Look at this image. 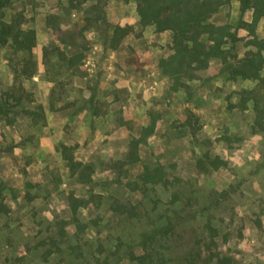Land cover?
I'll return each instance as SVG.
<instances>
[{"label": "rangeland", "instance_id": "1", "mask_svg": "<svg viewBox=\"0 0 264 264\" xmlns=\"http://www.w3.org/2000/svg\"><path fill=\"white\" fill-rule=\"evenodd\" d=\"M9 2L3 20L21 14L34 41L0 45V94L22 96L0 121V264H138L155 233L162 264H200L187 261L198 250L264 264V81L219 60L169 79L159 64L171 33L141 28L131 2L107 0L103 13L93 0ZM239 19L251 23V11L233 3L211 22ZM116 26L130 31L120 38ZM253 30L264 38V18ZM237 37L230 64L254 50L247 27ZM60 145L92 165L90 183L71 175ZM157 169L161 181L141 179Z\"/></svg>", "mask_w": 264, "mask_h": 264}, {"label": "trees", "instance_id": "2", "mask_svg": "<svg viewBox=\"0 0 264 264\" xmlns=\"http://www.w3.org/2000/svg\"><path fill=\"white\" fill-rule=\"evenodd\" d=\"M76 0H71L75 2ZM79 1V0H77ZM95 5L90 7L91 12L95 10L103 13L102 9L107 0H93ZM123 2H131L135 6L138 16V24L141 28L152 27L155 33L169 31L171 33V42L169 48L170 56L160 61V67L169 79L179 82L183 77H192L196 72L205 70L209 63L219 60L222 63V72H226L230 76H239L242 79H255L263 82L258 78L257 73L264 67V38H259L254 33L256 23L264 18V0H122ZM9 0H0V45H5L8 41L14 48L30 51L34 41V31L32 29L24 30L20 27L24 23L23 16L16 14L11 17L10 21H4L6 16L5 10L10 6ZM233 3L238 4L239 11H251V23H244L238 20L236 25L224 23L216 25L211 22V17L222 9L231 6ZM78 6H75V8ZM241 27L249 29L252 38L249 44L254 50L249 52V57L238 60L235 64L227 63L228 59L235 58L231 54L234 50L235 43L239 40L237 31ZM130 31L129 28H114V33L119 34L122 38ZM181 85V84H180ZM253 95L256 96L255 93ZM253 96V97H255ZM258 97V96H257ZM256 100V99H255ZM22 96L20 92H16L15 88H8L0 94V121L8 120V116L13 113L17 107L22 106ZM256 103L259 105L258 101ZM264 107V104H263ZM59 151L65 161L66 167L71 175L76 176L81 183L88 184L92 181L93 168L91 164L78 161L74 154L73 148L60 145ZM136 148L130 149V154L135 156ZM3 150L0 148V155ZM208 159L207 156H205ZM218 158L212 163L216 164ZM203 159L197 160L199 169L206 171L203 166ZM159 169L147 171L141 175L144 182L152 183L159 177ZM174 178L165 177L163 184L169 186ZM163 185V186H164ZM166 188V187H165ZM72 201H77L72 198ZM5 204L2 197V187L0 185V213L5 212ZM75 210V208H74ZM173 229L171 224L163 227L161 230L167 234ZM157 235L151 234L144 237L143 253L140 256H132V259L138 264H162L158 259V251L154 246L153 237ZM53 244L55 245L56 240ZM206 253L202 255L200 250L197 251L187 261L192 262L197 259L201 260L200 264H225L217 254ZM157 256V261H154ZM214 262V263H213ZM82 264V263H79Z\"/></svg>", "mask_w": 264, "mask_h": 264}]
</instances>
